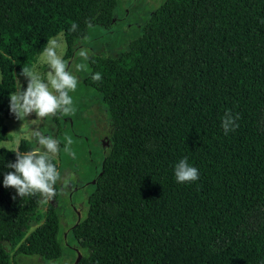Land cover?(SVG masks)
<instances>
[{"label": "trees", "instance_id": "1", "mask_svg": "<svg viewBox=\"0 0 264 264\" xmlns=\"http://www.w3.org/2000/svg\"><path fill=\"white\" fill-rule=\"evenodd\" d=\"M118 5L0 0V142L9 135L6 120L16 117L10 94L23 67L32 69L61 32L70 59L89 23L115 24ZM97 72L100 83L92 80ZM84 84L101 94L112 152L90 185L81 222L69 228L82 252L78 264H264V0H165L128 50L90 57ZM229 111L239 127L226 135L221 125ZM32 148L26 139L17 150L0 147V264L76 252L59 206L50 204L28 233L41 196L21 198L3 184L15 171L7 167L15 151ZM184 157L199 180L176 181ZM134 232L130 256L111 257L88 240Z\"/></svg>", "mask_w": 264, "mask_h": 264}, {"label": "rangeland", "instance_id": "2", "mask_svg": "<svg viewBox=\"0 0 264 264\" xmlns=\"http://www.w3.org/2000/svg\"><path fill=\"white\" fill-rule=\"evenodd\" d=\"M164 2L165 0H119V5L115 10L116 21L113 26L110 28L102 25L92 26L87 35L77 41L74 54L66 60L68 69L78 77L77 90L69 93L73 97L74 112L66 116L58 114L57 118L37 119L36 113H32L25 119L15 117L6 120L9 135L6 140L0 142V147L17 150L23 139L29 140L33 147H36L35 132L37 131L51 135L60 142V152L55 157L61 173V180L55 185V188L58 189V196L51 200L41 197L33 220L27 229L28 233L43 223L48 206L54 204L61 210L63 231L66 234V239L72 243L70 247L73 249L77 247L73 237L69 235V228L77 220L69 194L72 192L76 207L82 212V215L85 214L86 201L93 187H83V185L95 177L97 167L101 165L103 157L102 133L109 132L110 136L112 130L108 113L101 101V94L84 84L90 73V57L93 54L118 56L128 50L131 42L141 36L143 27L150 19L152 12ZM59 34L63 36V47L59 50V54L64 59L67 42L65 35L62 32ZM81 50L86 51L87 58L79 55ZM40 56L41 54L32 70L46 78L49 68L42 62ZM77 64L86 65V69L76 71ZM16 80L17 90L20 86L23 89L27 88V78L18 76ZM66 137H70L73 141L71 149L75 153L74 158L64 152ZM76 188L78 189L76 190ZM137 236L138 233L134 232L88 240L103 244L111 257L130 256L133 253ZM3 244L13 257H18L16 248L9 241H4ZM76 256V252L67 250L62 257L54 260L25 255L20 258L22 259L21 264H72L76 260Z\"/></svg>", "mask_w": 264, "mask_h": 264}, {"label": "clouds", "instance_id": "3", "mask_svg": "<svg viewBox=\"0 0 264 264\" xmlns=\"http://www.w3.org/2000/svg\"><path fill=\"white\" fill-rule=\"evenodd\" d=\"M77 27L74 23L70 30L75 31ZM62 47V34L47 40L40 56L49 68L46 78L28 67H23L20 75L27 78V88L20 86L16 92L10 94V111L18 119H25L32 113H36L37 119H44L56 117L58 114L66 116L74 112L73 97L69 93L77 90L78 77L68 69L66 61L59 54ZM79 55L87 58L84 50H81ZM85 69L86 65H76V71ZM92 80L102 82L101 73L93 74ZM237 119L238 116L233 117L230 111L225 114L221 126L226 135L239 127ZM35 143L37 146L30 151H15V162L9 161L7 164L8 168L15 171L5 174L3 184L5 187L14 188L21 198L39 195L51 200L56 197L55 185L61 180V173L53 162L60 152V142L51 135L37 131ZM72 143V139L66 137L64 152L74 158ZM174 175L178 183H191L200 179L199 169L190 165L187 157L176 163Z\"/></svg>", "mask_w": 264, "mask_h": 264}, {"label": "water", "instance_id": "4", "mask_svg": "<svg viewBox=\"0 0 264 264\" xmlns=\"http://www.w3.org/2000/svg\"><path fill=\"white\" fill-rule=\"evenodd\" d=\"M102 144H103V160L101 162V165H100V170H98L96 172V175L95 177L87 182L85 185H83V187H87V186H90L91 184H95L98 182L100 176L102 175L103 173V170H104V162L105 160L107 159V157L111 154L112 152V149H111V146H110V139H109V132H103L102 133ZM78 188H76L77 190ZM69 198H70V202L74 208V210L76 211L77 213V221H76V224H79L82 220V213L81 211L76 207L74 201H73V198H72V192H70L69 194ZM75 224V225H76ZM66 236V234H65ZM74 250L76 251L77 253V256H76V260L72 263V264H78L82 258V252L80 251V249L78 247H74Z\"/></svg>", "mask_w": 264, "mask_h": 264}, {"label": "flooded vegetation", "instance_id": "5", "mask_svg": "<svg viewBox=\"0 0 264 264\" xmlns=\"http://www.w3.org/2000/svg\"><path fill=\"white\" fill-rule=\"evenodd\" d=\"M97 169H99V167H97ZM98 171V170H97Z\"/></svg>", "mask_w": 264, "mask_h": 264}]
</instances>
